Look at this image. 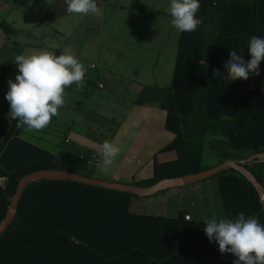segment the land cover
Returning a JSON list of instances; mask_svg holds the SVG:
<instances>
[{
	"label": "trees",
	"instance_id": "trees-1",
	"mask_svg": "<svg viewBox=\"0 0 264 264\" xmlns=\"http://www.w3.org/2000/svg\"><path fill=\"white\" fill-rule=\"evenodd\" d=\"M194 32H180L171 84L164 105L165 129L173 139L160 151L176 158L155 162L153 175L138 183L150 187L164 179L207 170L202 166L206 139H227L228 159L245 160L264 153V60L260 74L230 81V50L251 59V37L264 38V0H200ZM0 27L13 29L1 20ZM62 51H56L57 55ZM201 60L203 64L199 63ZM214 70L220 71L214 77ZM15 120L0 149V224L19 182L28 174L54 170V155L22 139ZM245 167L264 187V161ZM225 215L243 212L264 224V211L252 183L234 169L216 176ZM137 195L75 181L41 179L23 191L17 214L0 237V264H234L210 241L206 222L137 214L130 204Z\"/></svg>",
	"mask_w": 264,
	"mask_h": 264
},
{
	"label": "crops",
	"instance_id": "crops-1",
	"mask_svg": "<svg viewBox=\"0 0 264 264\" xmlns=\"http://www.w3.org/2000/svg\"><path fill=\"white\" fill-rule=\"evenodd\" d=\"M97 5L98 14L82 15L81 42L83 47L92 42L93 50L75 52L87 69L82 87L66 89L65 106L45 129L24 126L19 136L52 153L54 170L140 187L153 175L155 162L176 158L160 150L174 137L165 129L164 105L172 93L180 31L171 24L170 0H97ZM70 15L65 0H0V21L13 29L0 27V149L15 121L6 99L9 79L19 72L15 57L40 49L62 51L45 36L63 34L58 21ZM105 140L121 148L110 167L103 166L101 157L74 162L79 156L91 158ZM228 152L227 139L209 136L202 166H218ZM130 209L171 218L185 212L203 222L226 218L216 178L135 197Z\"/></svg>",
	"mask_w": 264,
	"mask_h": 264
},
{
	"label": "clouds",
	"instance_id": "clouds-1",
	"mask_svg": "<svg viewBox=\"0 0 264 264\" xmlns=\"http://www.w3.org/2000/svg\"><path fill=\"white\" fill-rule=\"evenodd\" d=\"M67 12L87 16L98 14L97 0H65ZM200 0H170L167 9L171 15V24L180 32H194L203 23L197 18ZM251 59L247 62L244 55L230 50L227 61V78H249L250 73L259 75L260 64L264 60V38L253 36L248 45ZM199 63L203 64L201 60ZM19 72L15 79H9V91L6 99L10 103L9 118L18 120L17 127L26 126L37 132L45 129L53 117L59 115V109L65 106L69 87L76 84L82 87L87 71L84 64L70 47L63 48L61 54L40 49L15 57ZM220 71L214 70V77ZM121 148L115 142L105 140L98 151L102 164L107 169ZM206 232L210 241L218 242L221 253L230 252L236 259L234 264H264V224L255 216L246 217L243 212L235 219H205Z\"/></svg>",
	"mask_w": 264,
	"mask_h": 264
},
{
	"label": "water",
	"instance_id": "water-1",
	"mask_svg": "<svg viewBox=\"0 0 264 264\" xmlns=\"http://www.w3.org/2000/svg\"><path fill=\"white\" fill-rule=\"evenodd\" d=\"M254 158H256L258 161H264V153H258L252 158L247 159V160L228 159L214 168L203 170L201 172L194 173V174L185 175L179 178L164 179L150 187L130 186V185L120 184V183H116L112 181L99 180V179L79 175L73 172H66V171H58V170L37 171V172L26 175L19 182L16 193L11 199V205L9 207L7 215L0 224V237L5 232V230H7L10 227V225L14 221L15 216L17 214L18 203H19L20 197L23 191L25 190V188L29 184L36 182L38 180H41V179H57V180L75 181V182L84 183L87 185L101 186V187H106L110 189L130 192V193L137 195L138 197H148V196L154 195L165 189L195 184V183L210 179L224 170L234 169L238 171L239 173H241L243 176H245L252 183V185L256 188L259 194L261 203H262L263 211H264V187L258 182L255 176L245 167V164L253 161Z\"/></svg>",
	"mask_w": 264,
	"mask_h": 264
},
{
	"label": "rangeland",
	"instance_id": "rangeland-1",
	"mask_svg": "<svg viewBox=\"0 0 264 264\" xmlns=\"http://www.w3.org/2000/svg\"><path fill=\"white\" fill-rule=\"evenodd\" d=\"M58 25L63 28V34L59 35L58 33H52V36H45L51 38L52 43L57 47V49L63 50V48L65 47H70L74 53L78 50H83L85 53L92 52V42L89 41L84 47L81 42V36L83 34L82 15L72 14L69 17L64 18L61 22L58 21ZM43 28L46 27L43 26ZM47 28L49 29L50 27L48 26ZM119 32L121 33L122 31ZM252 157L246 158L245 160L250 159Z\"/></svg>",
	"mask_w": 264,
	"mask_h": 264
},
{
	"label": "built area",
	"instance_id": "built-area-1",
	"mask_svg": "<svg viewBox=\"0 0 264 264\" xmlns=\"http://www.w3.org/2000/svg\"><path fill=\"white\" fill-rule=\"evenodd\" d=\"M89 68L91 69H95L97 68V65L96 64H91L89 66ZM98 87L99 88H103L104 85L102 82L98 83ZM100 156L98 155V153L94 154L91 158L90 157H85V156H79L77 158L74 159V162L76 163H84V162H91V161H95V159L99 158ZM7 183V177L6 176H0V186L2 188H5V185ZM185 218L187 220H190L191 219V216L190 215H186Z\"/></svg>",
	"mask_w": 264,
	"mask_h": 264
}]
</instances>
